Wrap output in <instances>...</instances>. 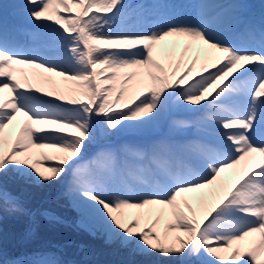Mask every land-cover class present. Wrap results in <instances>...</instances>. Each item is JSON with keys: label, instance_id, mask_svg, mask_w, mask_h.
Segmentation results:
<instances>
[{"label": "snow or ice", "instance_id": "snow-or-ice-1", "mask_svg": "<svg viewBox=\"0 0 264 264\" xmlns=\"http://www.w3.org/2000/svg\"><path fill=\"white\" fill-rule=\"evenodd\" d=\"M19 7L38 28L58 26L59 35L21 46L0 31V97L8 94L0 99V175L15 171L43 185L71 175L75 205L96 216L110 239L164 264H197L202 256L209 264H264V138L257 139L264 23L218 0H194L179 19L163 0H24ZM194 71L198 78L189 81ZM173 107L190 118L166 120ZM19 116L15 135L6 133ZM162 121L165 134L108 147L83 164L98 122L104 136H143ZM193 129L198 135L188 136ZM229 170L234 180L222 178ZM188 193L199 194L198 208ZM4 211L28 215L0 190ZM12 264L63 262L41 254Z\"/></svg>", "mask_w": 264, "mask_h": 264}, {"label": "rangeland", "instance_id": "rangeland-1", "mask_svg": "<svg viewBox=\"0 0 264 264\" xmlns=\"http://www.w3.org/2000/svg\"><path fill=\"white\" fill-rule=\"evenodd\" d=\"M137 1L138 0H128L129 3H134V4H136ZM21 3H23V1H21V0H0V9L6 10L8 8L14 7V6L19 5ZM27 20H28V22L32 21L31 19H27ZM29 25H30L31 29L26 32V36L27 37L30 36V38L32 39L33 42H37L38 43V42H41L42 39H46L47 40L53 34L54 35H58L59 34V33L56 34L55 30L53 29L54 27H52L51 29L38 28L36 26V24L33 23V21ZM33 33H40V38L39 39H34ZM188 118H190V117H188ZM96 127H97L96 138H95V140L92 143L93 146H94V149L90 153L86 154V159L83 162V164L85 166L89 165V162L92 160V158L98 152H100L103 149H106V148H108L110 146H114L115 147L118 144L119 145H123L125 143L132 142V140H141V137L138 138V139H133L132 136H130L128 134L127 130L122 131V132L117 133V134H114V135L104 136L102 134L103 127H104L103 124L98 122ZM163 129L167 130V127L165 126ZM148 132H149V129L145 133H148ZM92 144L88 145V147L92 146ZM17 176H18V178H21L22 180L26 181V183L28 182V184L31 183V182H34L33 180L29 179L27 176L22 175L20 173H17L15 171L9 172V173H7L5 175H0V182L1 183H5L7 179H10V178H13V177L15 178ZM16 182H20V181L17 180ZM34 183H36V182H34ZM36 184H39V183H36ZM67 200L71 203L72 207L75 210V222H76V225L79 226V228H81V230L85 231V234L90 235V236L104 237L105 241L108 244H111L112 246H115V247L117 246V247H119V249H122L123 247H126V246L122 247V245L119 242V240L110 239V237L108 236V234L106 232L105 225L103 223H101L96 218V216L92 215L89 212V210H87L85 208L77 207L75 205L74 200H73V198H72V196L70 194L68 195V199ZM1 229H2V227H0V230ZM5 233L7 234L8 232L6 231ZM15 235H16V231H12V236L14 237ZM6 236L9 237V238L12 237L11 235H6ZM76 237L80 239L81 236H80V234H78ZM1 238L3 240L7 239L5 236H2ZM4 242H7V241H4ZM128 251L129 252L133 251L135 253V254H130V260H133L132 256L146 255V254H143L141 252H138V251L134 250L132 247H128ZM13 256H14V259H11V257H10V260H11L10 264H12V262H15V261L26 260L25 258L20 259L21 257H18L19 254H15ZM123 259L124 258L121 257V260H123ZM210 259L211 258H209L207 256H202L199 259V261H197V264H209ZM225 259H227V257H225Z\"/></svg>", "mask_w": 264, "mask_h": 264}, {"label": "bare ground", "instance_id": "bare-ground-1", "mask_svg": "<svg viewBox=\"0 0 264 264\" xmlns=\"http://www.w3.org/2000/svg\"><path fill=\"white\" fill-rule=\"evenodd\" d=\"M153 0H144L142 3H151ZM253 4V8L256 10L257 12V15L256 17H260V24L256 23L254 21V19H251L249 18L248 16V12L250 10V6H249V0H218V2L220 3H235V4H240L242 5V9L240 10L241 11V14L243 15V17L247 20H250L252 21L253 23H255L256 25H261L262 23H264V4L261 0H250ZM194 1H192L191 3H193ZM176 8V7H175ZM178 15H177V19L179 18H182V17H185L187 16V14H182V11H180L178 8H176L174 10ZM9 35V38L12 39V36L10 34ZM13 40V39H12ZM16 43H19V41H15ZM233 42H236V39L233 37ZM180 51L181 49H178L177 50V56H179L180 54ZM53 53L52 52H49L48 55H52ZM192 54H190L191 56ZM189 62H190V59H189ZM200 69V62L197 63V68H196V71H199ZM36 71H39V70H36ZM196 71L193 72V75L191 77H189V81H191L193 78H198L196 77ZM45 75H49L47 73H45ZM58 79V78H57ZM8 98V94L7 92H5L2 97H0V99H7ZM174 114H183V115H189L191 116L190 113H186V112H178L174 107L172 109L169 110V112L167 113L165 119L166 120H171L172 119V116ZM25 118L23 116H19L17 118V121L13 122V126L12 128L6 130V133L11 131L13 133V135H15V132L18 131V128H19V125L23 122ZM162 125H164V122L162 121L160 125H157L156 127H150L149 130L151 132H155L157 131L158 129H160L162 127ZM187 135H193V136H196L198 135V133L196 132V130H191V132L189 131L187 133ZM264 138V128H258L257 130V139L260 140ZM211 139V138H209ZM110 147H113V146H110ZM35 151V150H34ZM257 162H258V159H257ZM235 170H229L228 172H225V173H222L221 176L222 178H226V179H232L234 180L235 177L232 175V173L234 172ZM131 179V177H129ZM124 179L128 180V177H125ZM132 181V180H131ZM129 182V181H128ZM205 192H207L208 190H204ZM187 196V198L189 199V202L193 204V207H197L198 208V205L194 199V197H196L197 193H188V194H185ZM199 211V210H198ZM126 212L129 213V219H132L134 218V216L131 214V210H126ZM142 226H143V222H142ZM235 247V246H233ZM222 256L224 257H228L230 255V253H221ZM242 259H247L246 257H243Z\"/></svg>", "mask_w": 264, "mask_h": 264}, {"label": "trees", "instance_id": "trees-1", "mask_svg": "<svg viewBox=\"0 0 264 264\" xmlns=\"http://www.w3.org/2000/svg\"><path fill=\"white\" fill-rule=\"evenodd\" d=\"M65 230H67V229H65ZM69 232L71 234V238L70 239H68V233ZM78 234H80V236H81L80 237L81 241H79V242H77L75 244L80 243L82 245H88L89 246V245H94L97 242V240H98L97 238H93L90 235L85 234L84 232L77 231L76 229H69L64 236H62V237L61 236H56L55 238L56 239L60 238V239L63 240L64 243L66 242L68 244V247L70 248V254L72 256H74V254L72 252V249L75 248L74 247L75 244H73V241L79 239V238L78 239L75 238ZM150 258L151 259H144V258H138V256H137L136 259H135V264H164V262L158 256H155V255L153 256L152 255V256H150ZM93 259L94 260H92V261H96V262L98 260H100V258H98L96 255L93 257Z\"/></svg>", "mask_w": 264, "mask_h": 264}]
</instances>
